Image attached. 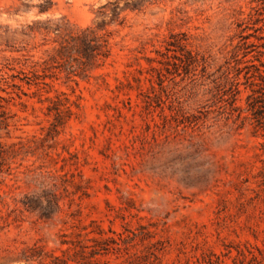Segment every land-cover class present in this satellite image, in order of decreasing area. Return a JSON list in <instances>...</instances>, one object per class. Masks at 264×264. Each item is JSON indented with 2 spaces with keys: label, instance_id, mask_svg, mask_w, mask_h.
<instances>
[{
  "label": "rangeland",
  "instance_id": "1",
  "mask_svg": "<svg viewBox=\"0 0 264 264\" xmlns=\"http://www.w3.org/2000/svg\"><path fill=\"white\" fill-rule=\"evenodd\" d=\"M101 22L98 66L56 54ZM252 103L264 0H0V264H264Z\"/></svg>",
  "mask_w": 264,
  "mask_h": 264
},
{
  "label": "trees",
  "instance_id": "2",
  "mask_svg": "<svg viewBox=\"0 0 264 264\" xmlns=\"http://www.w3.org/2000/svg\"><path fill=\"white\" fill-rule=\"evenodd\" d=\"M106 25L104 22L98 23L94 28H86L77 35H72L66 33L61 28H56L58 42L56 54L60 57H68L72 53H76L84 69L91 65L98 66L100 60L106 59L109 56L108 41L110 33L105 30ZM177 47L180 49L183 48L180 45ZM191 58L193 63H197L196 57L192 56ZM253 104H249V107L253 111L255 118L262 114V118H264L263 106L255 108ZM4 165H6L5 150H0V174L3 171ZM33 201L31 198L25 197L22 204L27 210L32 212L39 211L40 217L42 218H49L52 215L51 212H47V210Z\"/></svg>",
  "mask_w": 264,
  "mask_h": 264
}]
</instances>
